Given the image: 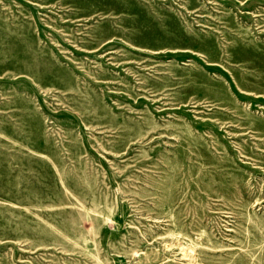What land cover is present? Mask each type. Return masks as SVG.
I'll return each mask as SVG.
<instances>
[{
    "label": "rangeland",
    "instance_id": "1",
    "mask_svg": "<svg viewBox=\"0 0 264 264\" xmlns=\"http://www.w3.org/2000/svg\"><path fill=\"white\" fill-rule=\"evenodd\" d=\"M0 264H264V0H0Z\"/></svg>",
    "mask_w": 264,
    "mask_h": 264
},
{
    "label": "bare ground",
    "instance_id": "2",
    "mask_svg": "<svg viewBox=\"0 0 264 264\" xmlns=\"http://www.w3.org/2000/svg\"><path fill=\"white\" fill-rule=\"evenodd\" d=\"M178 244V243H177ZM186 248V247H185ZM181 249V248H180ZM194 255V254H193ZM187 258V257H186ZM194 262V261H193Z\"/></svg>",
    "mask_w": 264,
    "mask_h": 264
}]
</instances>
